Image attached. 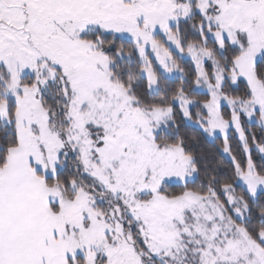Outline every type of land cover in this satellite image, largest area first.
<instances>
[{"label":"snow or ice","instance_id":"obj_1","mask_svg":"<svg viewBox=\"0 0 264 264\" xmlns=\"http://www.w3.org/2000/svg\"><path fill=\"white\" fill-rule=\"evenodd\" d=\"M0 264H264V0H0Z\"/></svg>","mask_w":264,"mask_h":264},{"label":"trees","instance_id":"obj_2","mask_svg":"<svg viewBox=\"0 0 264 264\" xmlns=\"http://www.w3.org/2000/svg\"><path fill=\"white\" fill-rule=\"evenodd\" d=\"M217 144H219V141H217ZM203 151H205L208 155H216L217 159H223L216 153V149L212 145H204Z\"/></svg>","mask_w":264,"mask_h":264}]
</instances>
